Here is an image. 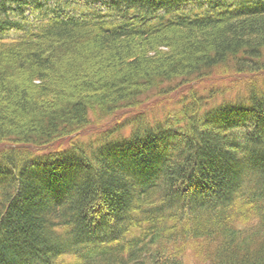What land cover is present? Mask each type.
Returning <instances> with one entry per match:
<instances>
[{"label": "trees", "instance_id": "trees-1", "mask_svg": "<svg viewBox=\"0 0 264 264\" xmlns=\"http://www.w3.org/2000/svg\"><path fill=\"white\" fill-rule=\"evenodd\" d=\"M188 257L264 264V0H0V264Z\"/></svg>", "mask_w": 264, "mask_h": 264}, {"label": "rangeland", "instance_id": "rangeland-1", "mask_svg": "<svg viewBox=\"0 0 264 264\" xmlns=\"http://www.w3.org/2000/svg\"><path fill=\"white\" fill-rule=\"evenodd\" d=\"M189 257L187 258V262H188L187 264H195V263H193V262L190 261Z\"/></svg>", "mask_w": 264, "mask_h": 264}]
</instances>
